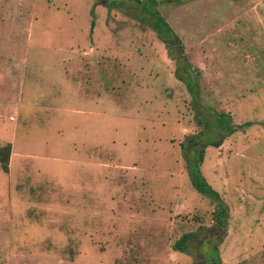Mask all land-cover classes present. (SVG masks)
Returning <instances> with one entry per match:
<instances>
[{
	"label": "rangeland",
	"instance_id": "374dc122",
	"mask_svg": "<svg viewBox=\"0 0 264 264\" xmlns=\"http://www.w3.org/2000/svg\"><path fill=\"white\" fill-rule=\"evenodd\" d=\"M114 1L1 0L0 264H205L216 206L181 149L200 109L238 125L201 166L222 264H264V0H158L171 49Z\"/></svg>",
	"mask_w": 264,
	"mask_h": 264
},
{
	"label": "trees",
	"instance_id": "16d2710c",
	"mask_svg": "<svg viewBox=\"0 0 264 264\" xmlns=\"http://www.w3.org/2000/svg\"><path fill=\"white\" fill-rule=\"evenodd\" d=\"M128 2L131 3L139 18L146 21L153 28L168 48H173L176 42L180 41L178 34L158 8V0H120L114 1L112 6H117L119 3L123 5ZM91 15L95 16L94 8L91 9ZM93 26L94 21L92 20V28ZM170 53L173 55L172 52ZM177 70L180 77L188 82L189 89L194 95L193 104L198 108L200 100L197 99L199 98L197 95L199 92L196 91L195 74L193 72L187 74L182 66H178ZM200 111L196 113V119L204 130L192 134L189 140L181 142V149L185 166L190 173L192 186L198 193L213 201L216 206L213 212L214 224L212 227H207L212 229V232H209L211 233L209 236L206 235L208 233L205 234L199 248L205 259H207L205 264H222L220 244L228 230L229 208L221 198L220 192L208 182L201 166L205 160L207 147H220L224 140L237 130L238 125L233 121L230 113L226 111H211L210 109L207 112H203L201 109ZM11 149V143L0 147V164L6 173L10 171ZM197 237L198 232L185 233L177 241L176 248L186 251Z\"/></svg>",
	"mask_w": 264,
	"mask_h": 264
}]
</instances>
